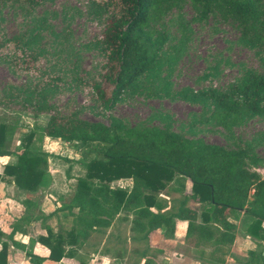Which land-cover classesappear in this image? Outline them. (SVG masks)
I'll return each mask as SVG.
<instances>
[{"label":"trees","instance_id":"16d2710c","mask_svg":"<svg viewBox=\"0 0 264 264\" xmlns=\"http://www.w3.org/2000/svg\"><path fill=\"white\" fill-rule=\"evenodd\" d=\"M89 1L106 18L98 41L105 60L106 89L95 82L91 89L108 110L141 77L157 70L167 36L149 26L151 13L160 0ZM178 1L196 4L204 14L221 7L243 32L249 24H257L262 32L259 37L264 41V4L259 0ZM8 43L27 58L23 69L29 68L28 61L37 59V53L27 43L5 38L0 32V49ZM19 61L23 63V59ZM43 74L21 92L23 104L33 110H46V98L61 82L59 76L42 77ZM73 80L78 85L86 84L79 77ZM178 94L188 101L208 103L211 106L208 118L230 129L244 116L264 115V71L247 68L223 89L207 87ZM9 95L10 98L1 101L12 102L13 96L18 98V90ZM41 131L44 136L67 143L94 144L99 147L98 154L82 163L84 175L75 178L68 201L51 213L34 216L31 209L35 204L27 198L21 201L22 215L13 219L7 233L0 229V264H8V256L14 249L20 250L30 264L71 257L91 232L107 228L116 216L120 221L129 219V231L140 239L160 230L163 236L171 238L178 220L184 223V240L220 249L233 243L236 229L233 217L240 214L245 222L244 233L264 242V177L248 167L258 159L250 160L244 149L225 150L155 128L121 133L113 124L94 125L74 114L56 112L48 116ZM4 139L5 125L0 122V157L14 159L2 165L0 182L35 191L46 172L50 153L28 149L31 132L22 135L16 150L5 149ZM122 178L130 179L128 188L110 185ZM183 181L188 182L189 192L184 191ZM164 190L180 195L176 206L167 212L161 211L157 199ZM189 200L194 206L186 204ZM56 211L68 214L71 226L61 233L43 225L44 234L35 237L40 252L26 250L14 239L23 225L35 220L43 222ZM248 255L249 259L239 264H264V253L248 252ZM148 263L145 259L144 264Z\"/></svg>","mask_w":264,"mask_h":264},{"label":"rangeland","instance_id":"374dc122","mask_svg":"<svg viewBox=\"0 0 264 264\" xmlns=\"http://www.w3.org/2000/svg\"><path fill=\"white\" fill-rule=\"evenodd\" d=\"M37 1L3 0L0 3V32L5 38L27 43L38 55L36 60L28 61L29 68L25 70L27 58L13 49L11 43L0 49V122L5 125V149H18L22 135L31 132L28 149L44 151L51 156L47 157L46 172L35 191L21 189L10 193L11 204L15 207L11 206L8 213L0 215L2 229L7 230L13 219L22 215L20 202L24 198L35 204L31 209L34 216L49 213L66 203L73 191L75 178L84 175L82 163L98 154L99 147L94 144L67 143L44 136L41 128L53 112L74 114L94 125L113 124L121 133L155 128L225 150L244 149L250 160L258 159L248 167L264 177V115L244 116L226 129L208 118L211 112L208 103L188 101L178 94L183 90L195 92L207 87L223 89L247 68L264 71V41L259 37L262 32L257 24H249L243 32L238 22L221 7L204 14L198 5L189 1L160 0L149 21L152 29L165 32L167 36L159 55L158 68L141 77L131 90L105 110L91 89L94 82L99 88L106 89L103 78L105 60L98 44L106 22L105 15L89 0ZM259 1L264 4V0ZM12 57H20L23 63ZM41 73H44L42 77L59 76L61 82H58V89L46 98L47 109L33 110L23 104L21 92L29 83L39 79ZM75 77L86 84L78 85L73 80ZM14 89L18 90V98L13 96L12 102H2L4 97H11L9 94ZM13 160V157L8 158V161ZM110 185L128 188L130 179H118ZM183 185L184 191L189 192L188 182L183 181ZM165 191L157 198L163 212L176 206L180 198L178 193ZM186 204L194 206L190 200ZM2 205L0 203V207ZM7 205L4 210L8 209ZM54 215L57 223L52 218L47 222L65 233L71 226V217L62 211H56ZM128 220L121 222L115 219L110 236L126 239ZM233 220L236 244L240 248L233 264L247 261L248 251L255 255L263 254L264 242L246 238L242 216L237 214ZM33 222L36 223L22 227V231L31 236L27 248L32 251L37 232H44L43 222ZM100 239L99 235L91 236L85 252H102L105 247L114 255L116 250L124 249L128 251L125 264H140L137 260L141 252H146V259L151 264H193L187 260L164 258L162 249L146 247L143 241L120 248L108 239L99 249ZM156 239L152 240L153 244ZM185 246L174 247L177 257L182 252L187 255ZM12 251L14 254L21 252L17 249ZM158 256H163V259L159 260ZM17 258L14 263L20 264V260L16 262Z\"/></svg>","mask_w":264,"mask_h":264},{"label":"crops","instance_id":"0c3cea01","mask_svg":"<svg viewBox=\"0 0 264 264\" xmlns=\"http://www.w3.org/2000/svg\"><path fill=\"white\" fill-rule=\"evenodd\" d=\"M8 158H9V156H1L0 157V171H1L2 165L8 161ZM14 190H17V192L21 191L20 188L14 186L12 183H10L8 181H1L0 182V203L3 204L2 207H0V215H3L4 213H8L10 211L11 206L15 207V205L11 204L13 199L9 196L10 193H12ZM5 205H7L8 209L4 210ZM54 210H52V211H54ZM21 211H22V209H21ZM52 211H50L49 213H51ZM54 213L55 212H53V214L50 217H48L47 219L52 218V219H54L55 223H57V221H56L57 217H55ZM46 214H48V213H45L44 215H46ZM16 217H18V216H16ZM47 219H45L43 221V224L47 225L53 232L57 231L59 229V227L54 229L53 226H51V224H49V222H47ZM115 219H117V216ZM115 219H113L111 221L110 225L107 228L91 232L90 235L82 242V244L76 250V252H74L73 256L63 257L57 262H52V261L46 260V261L42 262L41 264H80L81 258L83 259L82 260L83 264H125L124 263L126 260L125 257L127 255L128 251H125L124 249L116 250L114 252L115 253L114 255H111L109 253V250L105 247L103 248L102 252L96 251V252L86 253L84 248H86V246L90 245L89 242L91 240V236H93V235H99L101 237V239L99 240V249L105 243V241H108V239L110 241L114 242L120 248H121V246L123 248H128L131 245V243L143 241L145 243L146 247L155 246V247L162 249L164 258H168V259L174 258V261H182V260L185 261V260H187V262L193 263V264L194 263H197V264H233L236 261L234 259L236 257V254L239 253L240 248H239L238 244H236V234H235V238H234L233 243L228 248L222 247L220 249H217V248H215L209 244H206V243L198 244L196 246V245L191 244L188 241L184 240V223L181 221H178V220H175V230H174L173 236L171 238H166L165 236H163L162 230H160L158 232H156V231L151 232L148 235L147 239L137 238L136 235L132 234V232L129 231V223H128V225H127L128 235H126L127 236L126 239H124V238L123 239L122 238L117 239L116 235L110 236L111 227H112ZM117 220H119V219H117ZM35 221H37V220H35ZM121 222H127V221H121ZM34 223H36V222L32 221V222H30V225H33ZM0 229L4 233H7L10 229V225L8 226L7 230L2 229L1 227H0ZM42 229L44 230V226H42ZM130 233H131V235L129 236ZM37 234L38 235L44 234V232L42 233L41 231H39V232H37ZM13 237L16 241L23 244L26 250H28L27 247L30 244L31 236L27 232H24V231L16 232ZM156 237L158 239H156V242L153 244L152 240ZM249 237L250 236L246 235V238H249ZM250 238H252V237H250ZM177 245L178 246H180V245L185 246L186 245L185 247L188 249V251L186 252L187 255H184L182 252V253H178L179 255L177 257L174 253V252H176L174 247ZM34 246H35L34 251L40 252V247L38 246V244L35 243ZM133 251L135 252L136 250L134 249ZM12 252L13 251H11L9 256H8V264H15L14 262H15L16 257H18L16 259V262H17V260L18 261L20 260L19 261L20 264H30L27 261L26 257L23 256L22 252H20V253L18 252V254H14ZM146 256H147L146 252H145V255H142V252H141L140 258L137 260V261H139L138 263L141 262L140 264H144V260L147 258ZM163 256H160V257L158 256L159 260H162ZM158 261H155V262L157 263ZM244 262L245 261L243 260L241 263H244ZM148 264H151V262L149 261Z\"/></svg>","mask_w":264,"mask_h":264}]
</instances>
